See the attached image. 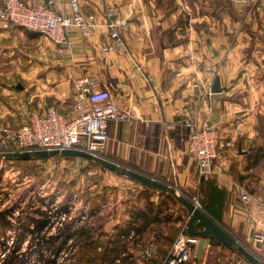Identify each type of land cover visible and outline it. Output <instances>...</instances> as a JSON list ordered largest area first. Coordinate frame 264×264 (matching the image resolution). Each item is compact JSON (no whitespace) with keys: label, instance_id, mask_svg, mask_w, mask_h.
<instances>
[{"label":"crops","instance_id":"crops-1","mask_svg":"<svg viewBox=\"0 0 264 264\" xmlns=\"http://www.w3.org/2000/svg\"><path fill=\"white\" fill-rule=\"evenodd\" d=\"M25 1L71 12L70 0ZM80 4L93 34L87 38L71 27L69 44H57L40 32L0 19V127L19 125L50 105L71 112L74 80L92 75L99 89H108L131 115L108 122L105 156L187 194L197 185L196 165L187 151L190 121L209 119L234 145L227 150V160H215V174L205 191L208 196L212 183L226 190L220 223L264 258L258 248L264 241L256 238L264 237V0ZM110 14L128 21L121 29L124 47L110 36ZM206 86L210 96L204 92ZM139 191L148 193L147 203L162 202L165 213L167 193L146 186ZM142 203L128 205L133 209L144 207ZM130 208H123L114 226L128 221ZM186 215L177 238L187 233ZM164 223L162 217L159 224ZM212 246L210 238L201 237L191 264H206ZM228 257L231 264H252L245 256Z\"/></svg>","mask_w":264,"mask_h":264},{"label":"rangeland","instance_id":"rangeland-1","mask_svg":"<svg viewBox=\"0 0 264 264\" xmlns=\"http://www.w3.org/2000/svg\"><path fill=\"white\" fill-rule=\"evenodd\" d=\"M262 134L264 136V129ZM141 186L145 185L81 157L54 155L31 162L0 159V209L11 207L15 210L10 217L12 227L0 228V242L6 243H0V264L7 263L14 241L18 238V233L22 232V223L29 222L31 216L38 215L36 208L48 211L51 224L36 235H27L20 244L17 253L24 254L27 258L24 264H39L41 253L44 258H58L57 264L75 263L80 255L78 247H74L76 239L70 240L59 255H56L50 244H40L42 236L57 234L67 224L73 229L86 225L97 229L96 239L104 242L107 239L105 234L115 232L114 224L118 214L125 213L126 209L123 208H130V201L139 204L143 202L142 206H146L148 193L139 191ZM205 189L206 184L194 185L189 188L187 195L197 199L202 207L201 203L207 198ZM165 200L164 202H168L165 213L170 216V220L164 224L152 225L140 239H131V249L134 250L130 249V252L133 256H129L124 264H157L172 250L180 226L185 224L183 215L190 213L177 199L178 203L171 199ZM180 221L184 224H179ZM242 243L250 247V244ZM211 248L206 264H213L218 258V264H231V257L228 255L233 256V253L235 258H245L238 251L216 242H213ZM258 248L261 249L259 252H264V243L259 244ZM185 264H191V261Z\"/></svg>","mask_w":264,"mask_h":264},{"label":"built area","instance_id":"built-area-1","mask_svg":"<svg viewBox=\"0 0 264 264\" xmlns=\"http://www.w3.org/2000/svg\"><path fill=\"white\" fill-rule=\"evenodd\" d=\"M70 7L71 12L65 14L47 3L3 0L0 3V19L40 32L57 44H69L71 27H76L87 38L93 34V25L82 11L80 0H70ZM127 23L126 18L109 15L107 26L110 36L120 47L125 46L121 29ZM106 49H111V46H106ZM135 75L136 72L131 73L132 77ZM99 85V80L92 75L77 77L74 80L75 103L71 112L50 105L44 112L31 114L19 125L0 127V153L75 148L105 156L109 140L108 122L124 121L131 115L128 109L113 99L108 89H99ZM204 92L207 96L212 94L208 86ZM190 125L187 151L196 165L197 185L202 186L213 178L215 160H227V150L234 144L231 140H225L218 125L209 119L198 123L193 117ZM193 200L200 205L197 199ZM256 238L264 241L260 234ZM200 239L197 235L181 233L172 250L157 264L187 263L192 259Z\"/></svg>","mask_w":264,"mask_h":264},{"label":"trees","instance_id":"trees-1","mask_svg":"<svg viewBox=\"0 0 264 264\" xmlns=\"http://www.w3.org/2000/svg\"><path fill=\"white\" fill-rule=\"evenodd\" d=\"M66 157L71 158L72 156ZM161 194H164V192H161ZM167 197L173 202L178 203L171 194L167 193ZM225 200L226 190L220 185L212 183L209 187L205 202L201 204L203 209L220 222L224 212ZM14 212L15 210L11 207L3 210L0 209V228L3 226L12 227L10 217L14 215ZM35 212L39 216H31L29 222L22 223L20 230L22 232L18 233V238L14 241L13 248H11L7 263L5 264H24L27 258L24 254L20 255L17 253L20 249V244L25 240L27 235H36L51 224V215L47 210L36 208ZM163 213L162 202L154 205L152 201H149L144 207L131 209L128 221L124 224L115 225V232L105 234L107 239L104 240V242H101L100 239H96L95 233L97 229L91 226L83 225L73 229L67 224L65 227L61 228L57 234L42 236L40 244L42 245L44 242L50 244V248L54 249V253L59 255V252L67 246L70 240L76 239L77 242H75L74 247H78V253L80 255L78 259L75 260V263L72 264H124V261L128 259L129 256H133L130 252L132 246L131 239H136L137 237L140 239L152 225L159 224L162 217L165 218V221L170 220V216ZM188 216H190V214H188ZM198 227L201 228L202 224L198 223ZM212 242L215 241L212 240ZM0 243L6 244L3 241ZM216 243L233 251H238L236 247H230L224 243ZM39 256V264H57L58 258H44L43 253L39 254Z\"/></svg>","mask_w":264,"mask_h":264},{"label":"water","instance_id":"water-1","mask_svg":"<svg viewBox=\"0 0 264 264\" xmlns=\"http://www.w3.org/2000/svg\"><path fill=\"white\" fill-rule=\"evenodd\" d=\"M18 88L20 85L17 86ZM214 91H218L215 88ZM66 155L72 157H81L92 160L104 166L105 168L128 176L136 181H139L147 188H152L161 192L172 194L180 203H182L190 213V219L186 228V232L191 235H197L203 238L224 243L230 247H236L237 250L245 256L252 264H264V260L255 254L251 249L245 246L233 233L227 230L216 218L209 212L197 204L190 196L181 192L175 185L158 179L154 176L125 166L118 161L105 156H98L85 150L68 148L55 150H36L24 152H4L0 153V159L14 161L22 160L31 162L34 159H46L54 155ZM198 223L202 227H198Z\"/></svg>","mask_w":264,"mask_h":264}]
</instances>
